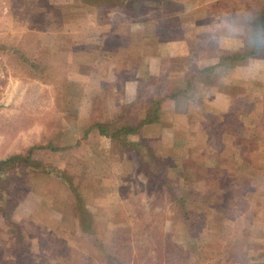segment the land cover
<instances>
[{"label": "rangeland", "instance_id": "obj_1", "mask_svg": "<svg viewBox=\"0 0 264 264\" xmlns=\"http://www.w3.org/2000/svg\"><path fill=\"white\" fill-rule=\"evenodd\" d=\"M111 1L117 5L0 0V264L264 263V224L263 253L244 254V236L252 228L228 220L248 208V169L234 176L239 147L232 151L229 139L218 141L231 122L221 114L242 119L245 103L264 104V53L229 71L227 78L196 73L205 62L197 67L189 62L208 43V26L220 13L251 12L258 26L264 0H145L136 18L129 4L136 0ZM181 36L192 56L165 58L174 73L171 83L181 85L173 99L177 116L171 113L168 119L177 129V145L165 143L163 149L155 136L141 138L142 127L126 138L141 143L136 145L140 153L156 142L159 157L175 159L177 168L149 179L138 171L134 154L121 163L122 156L107 155V139L85 129L99 123L103 109L114 108L105 91L118 69L138 66L142 52ZM185 68L187 77L181 75ZM232 79L245 82L242 89L250 96L229 97L224 94L229 89L216 86ZM148 83L162 84L152 76ZM70 94V99L78 94L77 106L67 104ZM154 95L166 94H140L134 117L143 112L139 102ZM201 101L222 108L214 113L196 107ZM224 102L230 107L223 109ZM255 107L257 114L264 113L263 106ZM253 112L244 122H254ZM196 180L203 181L200 188ZM263 182L254 175V184ZM259 192L255 187V202Z\"/></svg>", "mask_w": 264, "mask_h": 264}, {"label": "crops", "instance_id": "obj_2", "mask_svg": "<svg viewBox=\"0 0 264 264\" xmlns=\"http://www.w3.org/2000/svg\"><path fill=\"white\" fill-rule=\"evenodd\" d=\"M174 39L175 40L170 41V42L169 41L168 42L163 41V43L158 42V45L154 46V48L150 52L145 50V52H142L140 54L139 59L137 58L139 60L138 66L132 65L130 66L132 67L130 69H128L129 68L128 66L124 68L128 70V72L124 71L123 74H119L121 78L112 77L111 81L108 80L110 81V84L108 86V91L112 95V104L114 107L113 109H111V111L114 110L113 112H117L116 111L117 109L123 108V106L128 104L131 100H135V99L137 100V95L139 93V90L141 93H145V94L148 93L149 95H152L155 92L156 94L160 92L163 94V93H166V91L169 93L171 89H173V92H178V88H180L181 85H179V83L177 82L171 83L172 82L171 80L174 76L171 74H174V73H170L168 69L169 67L165 64V61L166 59H182L183 60V58L185 59L187 56L188 57L190 56L189 55L190 51H188L185 38L181 36V37L174 38ZM239 45L240 44L223 45L217 49V48H213L208 43H202L198 47L199 50L197 51V52H200V54H196L197 58L191 57L192 56L191 55L190 56L191 60L189 62L193 61L195 67L199 66V64L202 62H205L204 65L213 64L214 62L217 61L220 54H222L223 52H234L238 50V48H240ZM100 46L103 49L106 48L102 44ZM182 71L183 72H181V75L187 76L186 68L182 69ZM151 76L154 77V79L156 77L158 79H161L162 84H157V83L149 84L148 78ZM224 76L227 78L226 75ZM182 79L184 78L182 77ZM141 85L143 86V88H141ZM103 87L104 86L101 84L102 89ZM166 88L168 89L165 90ZM93 93L95 95L97 91L95 90L94 92L93 90ZM99 93H102V92H99ZM176 98H175V101H176ZM150 99L146 101H140L139 106L137 105L138 108L139 109L141 108L143 111L148 109L150 107V103H149ZM160 103H161L160 104L161 112H158V118L155 121H152L142 126V128L139 130V133H140L139 136L141 138L143 137V139L145 140H147L150 137L155 136L156 138H158V141H159L158 144H160V146L163 143L162 148L164 149L165 143L168 145L169 144L174 145V146L177 145L176 143L177 139L174 137L175 135L174 130H177V129H174V128L171 129V127L169 126L170 123H168L169 122L168 119H171V113H173L172 115L175 114L174 112L176 111L175 110L176 102L168 98H164V100ZM207 103L210 106H207ZM202 105L205 106L204 109L213 111L214 113L219 112L222 108V107H219L218 104L216 106L215 103L211 104L210 102H207V101H203V102L201 101V108H202ZM224 106H227L229 108L230 107L229 102L223 103V109H224ZM111 111L107 112L106 108L103 109L104 117L103 118L100 117L99 123L103 122L106 119L112 118L113 114H111ZM137 119H139V117L138 118L134 117V121ZM181 120L186 121L184 116L181 117ZM91 134L94 136H97L96 133L94 132H92ZM136 140L137 139L135 138H132V139L130 138L129 141L136 142ZM159 151H160V147L159 146L158 148L155 147L154 153L158 156H159ZM236 152L238 153L237 154L238 156L240 154L239 149ZM220 154H221V151L218 150V155ZM253 159L257 160L256 163L253 161ZM126 161H129V160L126 159ZM123 162L124 160H121V163ZM246 163L248 165L250 164L252 165L248 166L247 168L245 167L240 168L239 170L248 169V172L246 173V178H248L246 182H247L248 190L250 191V193H248V196H247V198L249 199L248 204L246 203L248 205V208H245L246 211L240 212L239 213L240 215H235L228 219L230 223H235V224H237L238 222L242 220L243 222H246L247 226L250 227V228L248 227V229L252 228V231L247 230L244 236L245 245H246L244 246V250H243L244 254L247 253L249 250L253 251L254 253L258 251L262 252L259 247L260 246L259 243H261V239L263 236V232H262L263 230L261 227L264 224V184L262 185L261 183L262 186L260 184L258 185L254 184L253 177L254 175H259L262 177V181H264V151L250 154L248 156V160L246 161ZM216 165L217 164H213V166L211 165L212 169H215ZM255 165H257V168L252 171V168ZM237 168L238 166L235 165V169L233 170V172H236ZM237 175H240V172H238L234 176H237ZM194 185L196 188H200L203 185V181L196 180ZM255 187H257V189L260 191L259 193H257V197L259 198L258 202H255V200L252 199L251 197L252 193L254 192ZM118 203H116L115 205H117ZM113 206L114 205H111L109 208H112ZM237 226L238 225H236V227L233 226L234 230H237ZM232 235H235V234L233 233ZM257 249H260V250L257 251Z\"/></svg>", "mask_w": 264, "mask_h": 264}, {"label": "trees", "instance_id": "obj_3", "mask_svg": "<svg viewBox=\"0 0 264 264\" xmlns=\"http://www.w3.org/2000/svg\"><path fill=\"white\" fill-rule=\"evenodd\" d=\"M144 1L145 0L130 1L129 3L130 8L131 9L134 8L135 10L132 12L134 16L133 18H136V16L139 15L138 14L139 5L141 6L144 5L143 4ZM107 2L113 5H117V2L115 1L106 0V3ZM260 10L261 11L259 13V16L257 17L258 26L263 27L264 26V8ZM126 11L129 12L128 10ZM263 53L264 51H256V50L248 49L242 44V47L240 50L238 49L234 52H223L222 54L219 55L216 62L210 65H203L202 67H200V69H196L195 72L196 73L198 72L200 74L202 73L206 76H213L216 78H218V76H222V74H225L228 76L231 74L229 71L238 67L244 61L248 60L249 58H254L255 56L259 54L262 55ZM124 71L128 72V70L126 69H120L119 71L117 70L116 72L119 75V74H123ZM116 75L117 74L115 73V76H111V77H121V76H116ZM66 83L71 85L69 87L74 86L73 85L74 83L71 81L66 82ZM185 84L186 86H189L188 83H185ZM244 84L245 82H243L242 80L232 79L227 83L226 86L219 85L218 82L216 83V86L219 87L220 89L223 88L224 90L229 89L228 91L226 90V92L224 93L225 95H228L229 97L233 96L234 94L250 96V93H245L246 91L242 89V88H245L244 86H241ZM141 88H143L142 85H141ZM66 90L70 91L69 88ZM263 90H264V86H263ZM107 91L108 90H106L105 93ZM167 93L168 92L166 91L165 97H162V98H157L156 95H154V97H150L151 99L149 98L150 99L149 103L151 106L149 107V109H146L145 111L141 112L139 119L134 121L133 110L135 108H133V106H136L137 100L140 97V94H142L139 90V93L137 95V100L135 99L136 101L131 100L128 104L123 106V108L119 109V111H117L116 114H113L112 118L104 120L103 123H94V121L90 122L87 125V128L85 127L86 128L85 130L88 131V130L94 129V132L96 133V135L102 136L103 138L108 140V150H107L108 156H111L113 153H116V155L122 156V160H126V159L129 160V159H132L130 155L134 154V157L137 158L136 160H137L138 171L142 172L143 175H145L149 179H154L155 173L160 171L164 177L168 170L177 168V164L174 158L159 157L158 155L154 153L156 142L159 143L158 138L155 137L156 138V142L154 141L155 147L152 146L150 149H146L147 147H145V151L142 153H140V151L137 149L138 148L137 146L141 144L140 142H137V141L132 142V141H129L130 139H126V138L128 136L129 137L133 136L134 133L137 130H139L140 127L157 119L158 112H159V105L161 104L160 102H162L164 98L173 100L176 96V93L178 92H173V89H172L170 90L168 94ZM108 94H109V91H108ZM70 96L71 94L68 95L69 99H68L67 104L71 106H77L79 104L77 103L78 94L77 96H73L71 99H70ZM100 96H101V93H100ZM195 96L190 94L189 95L190 100L191 101L195 100ZM256 104L259 107H262V106L264 107V104L262 105L261 103H249V102L245 103L244 108H243L245 111L242 114L243 115L242 119L225 116V114H221L219 116L222 118H226L233 123V124H229L231 122H228L226 130H223L221 132L218 141H220L219 144H222L225 139H229L228 144L229 146H231L230 150L232 151H233V148L235 149V147L236 148L239 147L238 149L240 151L241 156L238 157V162H237L238 168L235 174L241 171L239 170L240 168H243V167L247 168L249 166L246 163V161L248 160V156L250 154L264 151V113H259V114L256 113L255 111L257 110L255 107ZM200 106L201 104L196 107H200ZM253 110H254L253 112L254 115H252L253 116L252 119L254 120V122L252 123L244 122L243 118H245V116H250L249 112ZM223 122L225 123V121ZM114 124L119 125V126H116ZM137 143H140V144L137 145ZM179 146L181 147V144ZM151 165L153 167V170L151 169ZM237 176H240V175H237ZM168 194L171 199H174L173 193H170L169 190H168ZM262 246L264 247V243H262ZM256 264H261V263L257 262Z\"/></svg>", "mask_w": 264, "mask_h": 264}, {"label": "clouds", "instance_id": "obj_4", "mask_svg": "<svg viewBox=\"0 0 264 264\" xmlns=\"http://www.w3.org/2000/svg\"><path fill=\"white\" fill-rule=\"evenodd\" d=\"M251 12L220 13L208 26L206 40L213 48L243 44L246 48L264 51V27L254 24Z\"/></svg>", "mask_w": 264, "mask_h": 264}]
</instances>
